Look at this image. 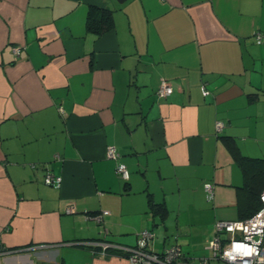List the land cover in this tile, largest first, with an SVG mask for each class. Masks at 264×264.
Returning a JSON list of instances; mask_svg holds the SVG:
<instances>
[{"label":"crops","instance_id":"0c3cea01","mask_svg":"<svg viewBox=\"0 0 264 264\" xmlns=\"http://www.w3.org/2000/svg\"><path fill=\"white\" fill-rule=\"evenodd\" d=\"M92 5L112 10L108 31L89 28ZM256 33L264 0H0V244L15 250L0 264H131L104 244L145 229L150 250L181 249L176 264H231L210 241L260 209L240 207L224 140L264 159Z\"/></svg>","mask_w":264,"mask_h":264},{"label":"built area","instance_id":"2783aa9c","mask_svg":"<svg viewBox=\"0 0 264 264\" xmlns=\"http://www.w3.org/2000/svg\"><path fill=\"white\" fill-rule=\"evenodd\" d=\"M257 43H264V35L256 33ZM14 54L19 55L20 49L13 48ZM204 94L208 91L203 89ZM173 87L166 80H163L158 88L159 96L166 97L172 94ZM217 131L220 132L224 128L222 121H217ZM109 158H118L119 151L114 146L107 149ZM117 173L124 180L130 177L127 166L120 163L117 166ZM59 177L47 174L45 177L46 184H52ZM205 188L211 195L213 193V185L205 184ZM260 209L246 219L240 220H218L215 224L216 234L210 241V249L213 251L214 258L224 260L231 264H264V189L260 194ZM72 209H67L70 212ZM107 213V212H105ZM223 234H227L228 238L224 239ZM153 237V233L145 229L141 232L137 245L135 246H119L116 244L105 243L104 248L110 246L113 251H122L126 253L131 264H176L183 258L181 249L174 245L166 248L162 253H157L148 248V243ZM15 250H9L0 245V258Z\"/></svg>","mask_w":264,"mask_h":264},{"label":"trees","instance_id":"16d2710c","mask_svg":"<svg viewBox=\"0 0 264 264\" xmlns=\"http://www.w3.org/2000/svg\"><path fill=\"white\" fill-rule=\"evenodd\" d=\"M88 19L89 28H93L99 33L108 31L113 25L112 10L104 6L92 5L90 7ZM157 95L159 96L158 89ZM224 140L231 149L235 159L242 166L245 175L244 185L240 187L241 193L243 192V196H241L240 200V207L246 208V206H248L253 208L255 212L261 207L260 194L264 189V159L261 160L244 155L233 145V143H231L230 138L225 137ZM151 206V210H153L154 213H160L162 215V211H165V207L162 203H153ZM113 252L118 255L126 256L125 253L119 250Z\"/></svg>","mask_w":264,"mask_h":264},{"label":"rangeland","instance_id":"374dc122","mask_svg":"<svg viewBox=\"0 0 264 264\" xmlns=\"http://www.w3.org/2000/svg\"><path fill=\"white\" fill-rule=\"evenodd\" d=\"M221 264H228V263H225V262H221V261H219Z\"/></svg>","mask_w":264,"mask_h":264},{"label":"water","instance_id":"95a60500","mask_svg":"<svg viewBox=\"0 0 264 264\" xmlns=\"http://www.w3.org/2000/svg\"><path fill=\"white\" fill-rule=\"evenodd\" d=\"M120 2H123L124 0H119Z\"/></svg>","mask_w":264,"mask_h":264}]
</instances>
